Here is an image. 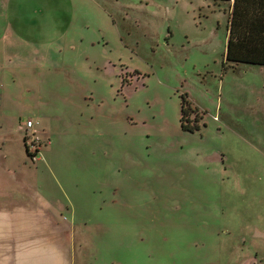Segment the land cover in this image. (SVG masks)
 Masks as SVG:
<instances>
[{"label":"rangeland","instance_id":"obj_1","mask_svg":"<svg viewBox=\"0 0 264 264\" xmlns=\"http://www.w3.org/2000/svg\"><path fill=\"white\" fill-rule=\"evenodd\" d=\"M229 12L0 0L1 264H264V67L227 64Z\"/></svg>","mask_w":264,"mask_h":264},{"label":"trees","instance_id":"obj_2","mask_svg":"<svg viewBox=\"0 0 264 264\" xmlns=\"http://www.w3.org/2000/svg\"><path fill=\"white\" fill-rule=\"evenodd\" d=\"M210 1L217 4L231 3L225 55L227 64L233 69L242 64L264 67V0ZM180 97L182 129L194 133L201 129L203 112L193 105L188 94L184 93ZM28 154L31 155L30 152Z\"/></svg>","mask_w":264,"mask_h":264},{"label":"built area","instance_id":"obj_3","mask_svg":"<svg viewBox=\"0 0 264 264\" xmlns=\"http://www.w3.org/2000/svg\"><path fill=\"white\" fill-rule=\"evenodd\" d=\"M33 122L32 121H28V123H27V126H28V128H32L33 127Z\"/></svg>","mask_w":264,"mask_h":264},{"label":"crops","instance_id":"obj_4","mask_svg":"<svg viewBox=\"0 0 264 264\" xmlns=\"http://www.w3.org/2000/svg\"><path fill=\"white\" fill-rule=\"evenodd\" d=\"M228 4V6H229V11H230V9H231V3H227ZM2 263V260H0V264Z\"/></svg>","mask_w":264,"mask_h":264}]
</instances>
